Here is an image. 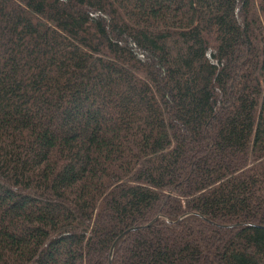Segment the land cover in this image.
<instances>
[{
  "label": "trees",
  "instance_id": "obj_1",
  "mask_svg": "<svg viewBox=\"0 0 264 264\" xmlns=\"http://www.w3.org/2000/svg\"><path fill=\"white\" fill-rule=\"evenodd\" d=\"M117 238L264 264V0H0V264Z\"/></svg>",
  "mask_w": 264,
  "mask_h": 264
},
{
  "label": "water",
  "instance_id": "obj_2",
  "mask_svg": "<svg viewBox=\"0 0 264 264\" xmlns=\"http://www.w3.org/2000/svg\"><path fill=\"white\" fill-rule=\"evenodd\" d=\"M119 238H120V237H119ZM119 238H117V239L115 240V242L113 243V245H112L111 252H110V261H109V264H111V260H112V257H113V252H114L115 246H116L117 241L119 240Z\"/></svg>",
  "mask_w": 264,
  "mask_h": 264
}]
</instances>
